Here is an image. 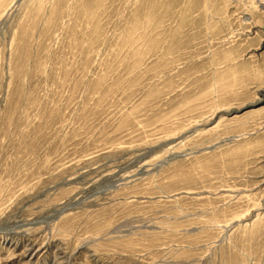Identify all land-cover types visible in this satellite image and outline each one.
Instances as JSON below:
<instances>
[{
    "label": "rangeland",
    "instance_id": "1",
    "mask_svg": "<svg viewBox=\"0 0 264 264\" xmlns=\"http://www.w3.org/2000/svg\"><path fill=\"white\" fill-rule=\"evenodd\" d=\"M260 1L0 0V264H264Z\"/></svg>",
    "mask_w": 264,
    "mask_h": 264
},
{
    "label": "bare ground",
    "instance_id": "2",
    "mask_svg": "<svg viewBox=\"0 0 264 264\" xmlns=\"http://www.w3.org/2000/svg\"><path fill=\"white\" fill-rule=\"evenodd\" d=\"M259 8L260 9H262V10H264V0H261L260 2H259ZM263 28H264V22H263V24H262V26H261V30H262V32H263ZM264 34V33H263ZM263 73H264V67H263ZM263 91V90H262Z\"/></svg>",
    "mask_w": 264,
    "mask_h": 264
},
{
    "label": "water",
    "instance_id": "3",
    "mask_svg": "<svg viewBox=\"0 0 264 264\" xmlns=\"http://www.w3.org/2000/svg\"><path fill=\"white\" fill-rule=\"evenodd\" d=\"M263 33H264V28H263Z\"/></svg>",
    "mask_w": 264,
    "mask_h": 264
}]
</instances>
